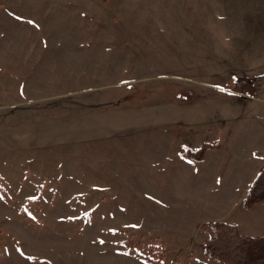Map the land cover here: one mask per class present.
Instances as JSON below:
<instances>
[{"label": "rangeland", "instance_id": "1", "mask_svg": "<svg viewBox=\"0 0 264 264\" xmlns=\"http://www.w3.org/2000/svg\"><path fill=\"white\" fill-rule=\"evenodd\" d=\"M261 64L264 0H0V264L203 256L201 209L157 202V123L213 141Z\"/></svg>", "mask_w": 264, "mask_h": 264}, {"label": "crops", "instance_id": "2", "mask_svg": "<svg viewBox=\"0 0 264 264\" xmlns=\"http://www.w3.org/2000/svg\"><path fill=\"white\" fill-rule=\"evenodd\" d=\"M242 68L240 75L245 74L251 78L258 92L252 96L233 91L228 94L231 99L238 102L237 106L248 107V121L237 118L230 122L232 119L224 118L218 126H214L215 123L212 125L203 123L201 128H206L210 135L215 134L216 139L213 141L200 139L196 142H193L191 136L184 135L183 131L179 132L186 127L193 128L192 125L183 122L157 123V134L160 135L157 137V147H161L165 153L172 146L173 136L179 137L176 144L178 154L177 150L175 151L177 156L166 155L168 158L157 160V177L173 176L175 191L157 192L159 194L157 202L162 209H167L171 213H177V210L183 208H200L201 217L195 224L198 232L204 231L201 229L204 222L222 221L237 225L247 236L264 235V204L257 203L250 209L242 206L243 198L253 179L264 167V64L246 70ZM230 129H233L234 141L227 144L225 141H229L231 137ZM213 130H216L215 133ZM203 142L210 143L211 148L205 152L202 161L193 162L180 156L181 146L196 149ZM157 155L162 154L158 151ZM158 221L160 218L157 217V224ZM207 237L208 235L206 237L202 235L203 240ZM187 249L185 259L180 262L173 261L171 264H222L203 255L206 260L201 254ZM175 253L178 256L182 252L179 249Z\"/></svg>", "mask_w": 264, "mask_h": 264}, {"label": "trees", "instance_id": "3", "mask_svg": "<svg viewBox=\"0 0 264 264\" xmlns=\"http://www.w3.org/2000/svg\"><path fill=\"white\" fill-rule=\"evenodd\" d=\"M232 90L251 96L258 92V88L254 87L247 77L235 78ZM210 147L209 143H203L196 149L181 146L180 156L193 162H200ZM257 203L264 204V167L253 179L243 198L242 206L250 209ZM201 229L208 233V237L202 243L203 254L208 259L222 264H264V235L247 236L237 225L222 221L204 222Z\"/></svg>", "mask_w": 264, "mask_h": 264}]
</instances>
